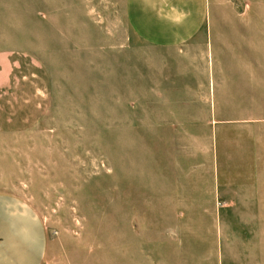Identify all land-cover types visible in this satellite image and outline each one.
Here are the masks:
<instances>
[{
	"label": "rangeland",
	"instance_id": "obj_1",
	"mask_svg": "<svg viewBox=\"0 0 264 264\" xmlns=\"http://www.w3.org/2000/svg\"><path fill=\"white\" fill-rule=\"evenodd\" d=\"M221 1L158 48L125 0H0V193L42 219V264H212L219 210L264 264V0Z\"/></svg>",
	"mask_w": 264,
	"mask_h": 264
},
{
	"label": "crops",
	"instance_id": "obj_2",
	"mask_svg": "<svg viewBox=\"0 0 264 264\" xmlns=\"http://www.w3.org/2000/svg\"><path fill=\"white\" fill-rule=\"evenodd\" d=\"M210 1L125 0V9L131 28L144 42L158 48H177L198 37L205 26L208 31ZM212 1L216 6L218 29H220V0ZM253 2L256 3L255 0ZM218 36L220 37V33ZM259 173L264 174V171ZM261 180H264V176ZM253 191L264 195V188H256ZM217 192L219 195V188ZM260 199L261 196L255 200ZM204 202L207 203V200ZM232 218L236 222L242 221L238 219L239 217L232 216ZM260 218L256 217L253 222L259 221ZM206 219L212 222L210 226L211 263L238 264L228 250L227 245L230 240L225 239L224 227L221 224L227 221L226 216L219 210L210 217L201 215L199 220L205 221ZM233 227L234 229L230 232L242 233L240 231L243 226ZM260 232L262 233L261 230ZM255 234L257 235V231ZM258 237L260 238L261 235ZM240 241L244 246H249V250H253L254 243L250 244L243 239ZM47 242L46 227L36 212L12 196L0 193V264H42ZM196 254L195 262H203L204 254Z\"/></svg>",
	"mask_w": 264,
	"mask_h": 264
}]
</instances>
